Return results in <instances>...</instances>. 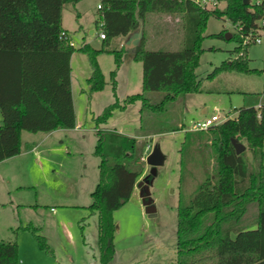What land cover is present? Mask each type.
I'll list each match as a JSON object with an SVG mask.
<instances>
[{"label":"trees","instance_id":"obj_1","mask_svg":"<svg viewBox=\"0 0 264 264\" xmlns=\"http://www.w3.org/2000/svg\"><path fill=\"white\" fill-rule=\"evenodd\" d=\"M80 1L0 0V162L21 153L23 131L49 133L75 128L72 55L79 51L89 60L87 93L91 99L107 85L98 57L112 54L116 67L110 80L115 100L92 118L98 137L94 154L99 158V182L89 206L91 213L98 215L100 262L111 264L118 229L113 213L133 194L143 172L135 165L145 144L102 126L115 110H125L131 104L141 102L143 114L146 109L163 110L186 94L200 92L202 80L196 69L210 16L226 19L236 27L240 45L234 56L208 77L223 72L254 73L247 57L253 43H245V38L264 30V0H219L225 8L213 11L194 0H101L96 27L105 38L100 49L86 42L76 48L63 27L65 6ZM151 14L180 16L184 31L181 49H147L146 26ZM139 29L142 37L132 55L143 66V90L121 100L116 94L117 73L130 50L108 47L114 38ZM148 92H162L164 97L154 104L146 96ZM207 131L216 154V173L207 177L188 201L179 204L173 264H264V102L246 104L235 117ZM233 139L245 145L242 154H237ZM26 228L43 250L51 252L38 228ZM0 264H20L16 241L0 242Z\"/></svg>","mask_w":264,"mask_h":264},{"label":"rangeland","instance_id":"obj_2","mask_svg":"<svg viewBox=\"0 0 264 264\" xmlns=\"http://www.w3.org/2000/svg\"><path fill=\"white\" fill-rule=\"evenodd\" d=\"M101 0H82L63 10V26L79 48L87 39L96 48L103 46L96 20L100 18ZM221 2L213 10L224 9ZM175 14H151L148 17L147 49L177 51L182 48L183 22ZM83 25L84 30L79 31ZM91 30L95 33L91 34ZM222 33H230L231 39ZM139 30L137 37H141ZM233 35H236L233 38ZM233 38V39H232ZM123 36L114 38L108 49H119ZM240 45L236 28L226 19L210 16L200 41L201 53L196 73L202 80L198 93H189L170 102L163 110L146 109L141 102L125 110H115L103 128L116 129L135 137L145 148L135 167L142 168L130 200L113 213L118 229L115 234L116 253L111 264H173L178 245V207L188 201L202 182L216 173V154L208 131H196L195 122L214 114L223 122L237 115L244 104L264 102V44L248 47L249 68L254 73L223 72L209 78L216 67L234 56ZM108 82L104 90L90 100L85 91L90 67L86 56L76 51L71 80L79 126L89 131L58 133L45 143L38 136L45 132H22L21 154L13 170L0 167V241H16L20 264H101L98 247V217L89 216L87 209L74 207L89 204L91 193L99 181L98 158L94 155L97 142L92 119L115 100L110 83L112 55L102 57ZM109 62V66L107 64ZM141 63L133 61L119 72L121 80L141 75ZM118 85V84H117ZM142 92L141 88L118 86L116 94L123 100L127 95ZM146 96L159 104L164 93L148 92ZM220 124V123H219ZM150 146V151L146 149ZM159 146L165 162L152 174L146 162L148 154ZM34 148V150H32ZM69 152V153H68ZM249 153V152H248ZM264 153V147H263ZM264 163V155H263ZM156 211L147 212L146 200ZM22 203L24 206L15 204ZM4 205V206H3ZM34 205H41L34 207ZM53 208V211H51ZM40 228L51 252L43 250L26 227Z\"/></svg>","mask_w":264,"mask_h":264},{"label":"crops","instance_id":"obj_3","mask_svg":"<svg viewBox=\"0 0 264 264\" xmlns=\"http://www.w3.org/2000/svg\"><path fill=\"white\" fill-rule=\"evenodd\" d=\"M98 9H99V5H98ZM64 27V26H63ZM84 30V27H83V25H80L79 26V31H83ZM139 30H141V29H139ZM139 30H137V31H135V32H133V33H131L130 35H128V36H126V37H123V42L121 43V45H120V48H122V47H124L125 49H128V50H130L129 51V54H128V56L125 58V60H124V62H123V64L121 65V67L119 68V70H118V73H117V88H118V86H121V85H123L124 86V88H129V89H133V88H141L142 90H143V66H142V68H141V75L139 76V77H136V78H130V79H125V80H121V78L119 77V72H120V70L122 69V67H124V66H131V64H132V62L133 61H135L134 59H133V49L140 43V40H141V37H142V34H141V37L139 38V37H137L136 35H137V33L139 32ZM142 31V30H141ZM95 33V31L94 30H91V34H94ZM83 42H86V43H89V44H91V42L90 41H88L87 39H84V41ZM82 42V43H83ZM148 42V41H147ZM82 45V44H81ZM80 45V46H81ZM92 45V44H91ZM93 46V45H92ZM96 48V47H95ZM119 48V49H120ZM97 49H99V48H97ZM105 54H109V55H112V54H110V53H102V54H100L99 55V57H98V61H99V64H100V67H101V69H102V71H103V73H104V75H105V70L103 69V60H102V57L105 55ZM74 55H75V53L72 55V57H71V72H72V63H73V59H74ZM85 55V54H84ZM86 56V55H85ZM112 57H113V60H112V63H111V69H109V70H111L110 71V74H111V72L115 69V67H116V65H115V58H114V56L112 55ZM86 58H87V56H86ZM87 61H88V63H89V60H88V58H87ZM135 62H137V61H135ZM138 63H140V62H138ZM107 64H108V66H109V62H107ZM141 65H142V63H141ZM89 67H90V65H89ZM90 74H91V69H90ZM89 77H90V75H89ZM88 77V78H89ZM105 79H106V76H105ZM88 80V79H87ZM107 81V80H106ZM110 83H111V81H110ZM107 84H108V82H107ZM71 85H72V95H73V101H74V107H75V113H76V119H78L77 118V111H76V104H75V97H74V91H73V81L71 80ZM107 86V85H106ZM88 88H89V86H88ZM111 88H112V85H111ZM88 90V89H87ZM112 91H113V89H112ZM84 92H86L87 93V91H85L84 90ZM139 93H141V92H139ZM88 94V93H87ZM96 94V93H95ZM94 94V95H95ZM138 94V93H137ZM93 95V96H94ZM131 95H134V94H131ZM131 95H127V97L128 96H131ZM89 97V96H88ZM119 98V97H118ZM92 99V98H91ZM90 99V100H91ZM120 99V98H119ZM125 99V98H124ZM244 105L243 106H245L246 105V102L244 101V103H243ZM259 105H260V103H259ZM242 106V107H243ZM258 106V105H257ZM203 113L205 114V117H208L209 116V112H208V109L206 108L204 111H203ZM93 118V117H92ZM107 129V128H106ZM94 130H95V134H96V136H97V130L95 129V127H94ZM109 130H113V129H109ZM114 130H116V129H114ZM67 131H74V132H77V131H81V133H83V137L85 138V134L89 131V128L88 129H83V128H81V126H79V124H78V122H77V124H76V126H75V128H73V129H59V130H56V131H53V132H49V133H46L45 132V134H44V136H38V138H36V139H38V144H43V143H45L49 138H51L53 135H57L58 133H65V136H67ZM117 131V130H116ZM118 132H120V133H122V131H118ZM123 134V133H122ZM125 135V134H124ZM21 139H22V134H21ZM97 140H98V137H97ZM97 143V142H96ZM95 146H96V144H95ZM32 150H34V148L32 149ZM94 151H95V148H94ZM22 153V152H21ZM20 153V154H21ZM69 153V152H68ZM19 154V155H20ZM19 155H17V156H19ZM95 155V154H94ZM17 156H14V157H12V158H9V159H6V160H4V161H2V162H0V167H4V169H3V171H9V170H13V168H14V163H13V161H14V159L17 157ZM96 156V155H95ZM97 157V156H96ZM98 158V157H97ZM98 160H99V158H98ZM98 171H99V163H98ZM99 182V181H98ZM92 194V193H91ZM92 203V200H91V202L88 204H79V205H77V206H74V207H80V208H84V209H87L88 210V212H89V216H91V215H95V214H93V213H91V211L89 210V206H90V204ZM15 205H17V206H19V207H21V206H24V204H22V203H17V204H15ZM4 206V205H3ZM41 205H34V207H40ZM51 211H53V208H51ZM97 215V214H96ZM97 217H98V215H97ZM35 228H37V227H35ZM39 229V231H40V228H38ZM40 233H41V231H40ZM42 234V233H41ZM43 235V234H42ZM98 235H99V230H98ZM44 236V235H43ZM47 239V238H46ZM7 241H12V240H7ZM0 242H6L5 240H2V241H0ZM97 242H98V239H97ZM99 247V246H98Z\"/></svg>","mask_w":264,"mask_h":264},{"label":"built area","instance_id":"obj_4","mask_svg":"<svg viewBox=\"0 0 264 264\" xmlns=\"http://www.w3.org/2000/svg\"><path fill=\"white\" fill-rule=\"evenodd\" d=\"M194 1L197 4H199L202 8L208 9V10L217 8L219 4L221 3L219 0H194ZM262 25H264V21L262 22ZM100 38L104 39L105 35L103 33H100ZM249 42L257 43V44H264V30L256 37H254L252 34L248 35L245 38V43H249ZM219 123H222L220 121V117L214 114L212 116L205 117L204 119L195 122L194 128L196 131H207L211 126L219 124ZM146 149L150 151V146L147 145Z\"/></svg>","mask_w":264,"mask_h":264},{"label":"water","instance_id":"obj_5","mask_svg":"<svg viewBox=\"0 0 264 264\" xmlns=\"http://www.w3.org/2000/svg\"><path fill=\"white\" fill-rule=\"evenodd\" d=\"M249 0H244L245 3H248ZM227 39H231V34L227 33L225 35ZM232 144L237 152V154H242L245 150L246 147L242 143L238 142L236 139L232 140ZM146 162L149 166L152 167V174L156 175L157 174V168L162 166L165 162V156L162 153V150L159 146H155L151 153L148 155ZM146 205H147V212L151 215L154 216L156 209L151 206V201L149 199L146 200Z\"/></svg>","mask_w":264,"mask_h":264}]
</instances>
